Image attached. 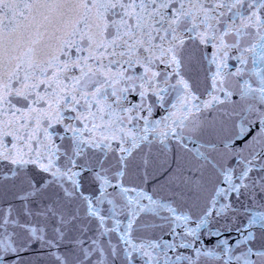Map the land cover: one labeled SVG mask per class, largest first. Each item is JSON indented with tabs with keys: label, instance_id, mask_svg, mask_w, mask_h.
I'll return each instance as SVG.
<instances>
[{
	"label": "snow or ice",
	"instance_id": "1",
	"mask_svg": "<svg viewBox=\"0 0 264 264\" xmlns=\"http://www.w3.org/2000/svg\"><path fill=\"white\" fill-rule=\"evenodd\" d=\"M0 264H264V0H0Z\"/></svg>",
	"mask_w": 264,
	"mask_h": 264
}]
</instances>
